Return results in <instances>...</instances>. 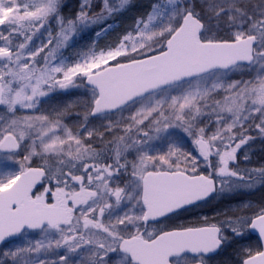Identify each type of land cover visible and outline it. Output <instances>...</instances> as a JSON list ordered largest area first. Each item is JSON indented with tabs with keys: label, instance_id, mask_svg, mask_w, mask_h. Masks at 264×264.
<instances>
[{
	"label": "snow or ice",
	"instance_id": "1",
	"mask_svg": "<svg viewBox=\"0 0 264 264\" xmlns=\"http://www.w3.org/2000/svg\"><path fill=\"white\" fill-rule=\"evenodd\" d=\"M248 3L150 0L100 45L132 0L70 17L0 0V264H208L233 245L234 264H264V203L174 223L264 186V164L240 167L264 143V0ZM71 89L68 125L44 104Z\"/></svg>",
	"mask_w": 264,
	"mask_h": 264
},
{
	"label": "rangeland",
	"instance_id": "2",
	"mask_svg": "<svg viewBox=\"0 0 264 264\" xmlns=\"http://www.w3.org/2000/svg\"><path fill=\"white\" fill-rule=\"evenodd\" d=\"M94 3H99V0H93ZM150 2V0H132V5L128 11L124 12L123 15L117 17L114 21H109L113 25V30L106 35H102L98 43L104 45L115 38V36L126 29L129 25L133 23V19L138 16L145 8V6ZM65 7L63 8V14L65 16H72L79 7L80 0H63ZM261 0H249L248 7L251 9L253 6L259 5ZM135 12L137 14H135ZM134 16V18H133ZM55 27V24H53ZM98 30V29H96ZM87 30L82 33L83 38L80 36L76 37V42L74 46L65 52V55H72L74 52L79 51L90 44L96 39L95 31ZM235 78H239L238 76ZM246 78V77H245ZM83 89H71L67 93L61 90H57L55 93L51 94L50 98L46 99L44 107L51 110L57 109L64 112L65 123L72 125L76 122V112L79 110L80 102L83 100ZM99 123V122H97ZM250 159L244 161L241 157L240 167L253 168L259 167L264 164V143L259 140L251 145L250 149H247ZM4 166V161L0 159V169ZM251 202L253 204L264 203V186L257 184L256 187L250 191H243L239 194H234L230 197H225L223 200H214L209 204L202 207L196 208L189 212L182 214L181 218L175 220L174 223H183V219L186 218L194 221H199L204 218L199 214H209L212 218L216 217L218 212H223L225 209H235L237 205ZM231 214V213H229ZM222 218V217H221ZM19 242V241H18ZM8 245H3L0 247V251L5 250ZM216 264L221 263V256L216 258Z\"/></svg>",
	"mask_w": 264,
	"mask_h": 264
},
{
	"label": "flooded vegetation",
	"instance_id": "3",
	"mask_svg": "<svg viewBox=\"0 0 264 264\" xmlns=\"http://www.w3.org/2000/svg\"><path fill=\"white\" fill-rule=\"evenodd\" d=\"M196 209V208H195ZM194 210V209H192ZM191 211V210H190ZM200 216H204L207 218H211L212 216L205 213V214H199ZM183 223H191L190 219H183L182 220ZM195 222V221H194ZM255 242V237L253 236L251 240H245L244 243H254ZM239 245H233L232 247H227L222 249L218 254L211 256V259L208 261V264H216V258L218 256H221L222 262L221 263H217V264H234V261L236 259L235 254H234V248L238 247Z\"/></svg>",
	"mask_w": 264,
	"mask_h": 264
},
{
	"label": "water",
	"instance_id": "4",
	"mask_svg": "<svg viewBox=\"0 0 264 264\" xmlns=\"http://www.w3.org/2000/svg\"><path fill=\"white\" fill-rule=\"evenodd\" d=\"M1 246H3V245H0V247H1ZM214 255H216V254H212L211 256H214Z\"/></svg>",
	"mask_w": 264,
	"mask_h": 264
},
{
	"label": "trees",
	"instance_id": "5",
	"mask_svg": "<svg viewBox=\"0 0 264 264\" xmlns=\"http://www.w3.org/2000/svg\"><path fill=\"white\" fill-rule=\"evenodd\" d=\"M135 14H137V13L135 12ZM133 18H134V16H133Z\"/></svg>",
	"mask_w": 264,
	"mask_h": 264
}]
</instances>
